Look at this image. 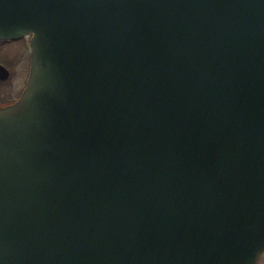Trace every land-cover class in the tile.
Masks as SVG:
<instances>
[{"label":"water","instance_id":"water-1","mask_svg":"<svg viewBox=\"0 0 264 264\" xmlns=\"http://www.w3.org/2000/svg\"><path fill=\"white\" fill-rule=\"evenodd\" d=\"M25 33L0 105V264H250L264 0H0V37Z\"/></svg>","mask_w":264,"mask_h":264},{"label":"flooded vegetation","instance_id":"flooded-vegetation-1","mask_svg":"<svg viewBox=\"0 0 264 264\" xmlns=\"http://www.w3.org/2000/svg\"><path fill=\"white\" fill-rule=\"evenodd\" d=\"M29 36L30 33L13 37H0V49L5 47L6 43L14 42L16 45L14 54H17L6 60L0 59V104L13 101L24 85L29 64ZM21 40L25 41L23 50ZM250 264H264V247L259 250Z\"/></svg>","mask_w":264,"mask_h":264},{"label":"rangeland","instance_id":"rangeland-1","mask_svg":"<svg viewBox=\"0 0 264 264\" xmlns=\"http://www.w3.org/2000/svg\"><path fill=\"white\" fill-rule=\"evenodd\" d=\"M25 41L21 40V48L23 50V43ZM5 47L1 48L0 49V59H8V58H12L14 57V55L16 56L17 54H14V51L16 49V45L14 42H11V43H6L4 45ZM1 105V104H0Z\"/></svg>","mask_w":264,"mask_h":264}]
</instances>
